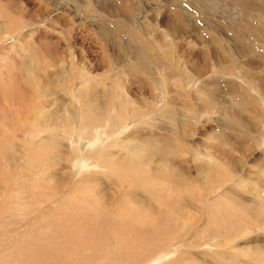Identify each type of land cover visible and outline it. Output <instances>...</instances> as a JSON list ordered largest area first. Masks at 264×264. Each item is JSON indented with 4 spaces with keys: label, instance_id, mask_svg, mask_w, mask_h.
<instances>
[{
    "label": "bare ground",
    "instance_id": "bare-ground-1",
    "mask_svg": "<svg viewBox=\"0 0 264 264\" xmlns=\"http://www.w3.org/2000/svg\"><path fill=\"white\" fill-rule=\"evenodd\" d=\"M231 1L240 8V11L249 12L248 17L254 18L256 14L264 18V0ZM125 4L124 0H117V3L110 0L106 8L107 13L110 16H121L122 13V17L112 22L113 25L109 24V21H112L109 18L100 19V25L96 26L99 27L100 37L103 40L107 36L109 39L110 37L121 39L124 43L121 50H125V54H128L127 52L136 54L137 60L140 55H153L152 50L148 48L149 39L142 36L137 28L130 27L128 16H123L129 8V5L127 8ZM6 5L9 3L4 4L5 7ZM180 6L185 12V18L178 14L179 19H177L170 11L165 10L160 19L154 17L150 22H144L149 32L153 34L154 31L159 34L157 39L161 45L168 40L165 38L164 31L173 36L177 32L182 33L185 28L195 31V25L190 23L193 20L192 12L189 8L185 9L181 4ZM0 9H3L2 5ZM66 9V6H56L53 11L62 12L56 18L51 19V22L62 23L64 28L61 32H65L69 38L72 37L75 25L73 23L74 26H72L63 16ZM73 18L69 21L73 22ZM158 22H161L165 30L159 31L156 27ZM248 22L246 25L250 30L254 29V26ZM4 26V24L0 26V34L6 30L12 32L18 23L16 19H13L6 27ZM197 27L199 28L198 23ZM31 32L23 31L20 35L21 42L10 43L6 47V50L13 51L19 56L22 62L16 83L10 85V79L3 76L0 81V264H147L157 258L166 246L175 243H180L182 246L178 255L171 260L168 258L156 264H218L214 257L217 259L219 257L223 261L234 258L236 255L233 252L226 251V246L230 241L228 244L225 243V249L219 246L221 233L224 232L221 229L233 228L236 222L232 220L238 212L247 214L253 212L254 219L260 224L264 223V200L260 205L256 203V206L248 199L249 197L241 194L239 189L244 192L242 189L247 186L246 182L240 179L233 185L239 188L238 190L225 187L226 189H223L216 202L205 205L208 192L211 193L215 187L212 186V182L216 180V185L221 186L229 179L226 167L230 162L227 163L226 160L220 158L225 148L217 147L209 142L206 154L212 160H208L207 163L209 164L207 165L208 173L205 178L209 181L204 183V186H202L203 183L198 182L202 179H196L190 174L187 149L181 145H175L176 149L170 141L172 130L167 134L165 132V136L157 135L146 140L147 137L144 136L146 130L136 127L137 133L129 136L130 139L126 135L114 136L106 146H101L99 142L92 140L77 141L80 151L75 154L70 149L71 143H69L72 135L71 127L75 123L78 124V137L84 129L92 132V114L95 113L96 118H93L95 122L98 119L102 120V107L107 103L104 102L107 99L106 90L103 89L98 97L104 99L100 100L101 104L98 103L97 109L93 112L92 82L82 90L85 92L89 90L90 95L84 92L81 95L71 88L68 94L70 102L67 100L65 103L60 100L61 103H56L58 108L53 113L55 119H52L53 117L43 110L44 108L36 105V101L38 97L46 95L53 89L55 80L56 86L63 87L68 80L72 83L74 75H58V78L49 81L46 78L48 75H45L47 65L44 60L38 58L35 60L34 57L29 56L27 43L32 36ZM38 36V41L41 42L44 39L43 34ZM44 36L47 37L45 34ZM200 38L202 41V37ZM234 39L237 38L234 37ZM211 42L212 40L208 39L204 46L208 48L206 50L203 48L201 52L198 51V54H193L192 49L184 50V56L188 58L187 56L190 55L194 61L197 60V56L198 59L200 57L205 59L209 51H212L213 56L221 55V50L214 48V44L209 46ZM2 49L0 54L3 53ZM57 49V42H53L52 53H56ZM45 50L50 52L47 48ZM167 57L165 61H170L171 57ZM261 58L264 66V55H259V59ZM2 67L8 71L5 64ZM165 79L166 77L162 81ZM2 80L7 82L3 84ZM254 83L261 92L264 88V76H259ZM78 97L82 104L76 100ZM125 97L114 96L115 102L112 104L116 113L113 116L106 115V117L110 116L111 121V127L107 130L108 134H111V131L123 121L124 117L135 114L133 107L122 105L129 103L128 97L126 100ZM232 97L234 101H239L241 106L247 108L253 106L254 101L243 91L238 90V94ZM123 99L124 103H122ZM81 114L87 115L88 124L78 123L77 117ZM43 122L47 123V127L51 126V131L56 127L61 136L49 133L42 137L30 138V136L24 139L20 135L22 131L27 134L34 133L37 126ZM89 123L90 126H85ZM184 128L181 125V129ZM225 129L234 134L233 140L223 136L229 144L233 147L236 144V148L248 151L249 144H246L243 134L236 136L234 133L236 128L234 129L233 125ZM125 146L129 147L128 150L119 152ZM85 155L93 157L97 165H93L91 169L85 167L81 160ZM76 156L78 160L75 159ZM99 166L104 168L99 169ZM203 233L205 237L206 234L209 235L208 242L213 247L208 252H202L200 246L194 242V239L197 240ZM262 244L252 247L257 252H264V244ZM236 250L239 251V249ZM240 260L243 264H250V259L241 258Z\"/></svg>",
    "mask_w": 264,
    "mask_h": 264
},
{
    "label": "rangeland",
    "instance_id": "rangeland-1",
    "mask_svg": "<svg viewBox=\"0 0 264 264\" xmlns=\"http://www.w3.org/2000/svg\"><path fill=\"white\" fill-rule=\"evenodd\" d=\"M113 1L117 3V0ZM230 1L124 0L126 7L128 8L129 5V8L126 13H123V16H128L130 27L137 28L142 36L149 39L148 48L154 53L149 56L140 55L137 60L136 54H131V52L125 54V50H121L122 45H124L121 39H113L112 37L109 39V36H107L103 40L99 35L100 30L96 26L100 25V19L105 18L106 20L109 18L112 20L109 21L111 25L112 22L122 17V13L121 16H110L107 13L106 8L110 0H0V5L3 7V9H0V26L4 24V27H6L13 19H16L18 23V26L14 30L12 29V32L6 30L0 34V50L3 48V53L0 54V81L3 77H8L10 85L16 83L18 72L20 73L19 69L22 68V62H20L19 56L13 51L6 50V47L10 43L21 42L20 35L23 31H32L31 39L29 38V43H27L29 56L34 57L33 59L35 60H44L47 65L45 75L48 76L46 78L49 81H53L58 78V75H74L72 83L68 80L65 82V86H56L55 80V86L49 93L54 92L51 94L47 93V97L45 94L38 97L36 105L42 107V109L44 108L43 110L47 111L53 117L52 119H55L53 113L58 108L56 103H61L60 100L62 102L65 101V103L67 100L70 102L68 94L71 88L75 92L81 93V95L84 93L90 95L88 93L89 90H86L87 92L82 90L88 86V83L92 82L93 112L97 109L98 103L101 104L104 99L103 97H98L102 94L103 89L106 90L107 99L104 102L107 103L106 105L103 104L104 106L102 107V120L98 119L95 122L93 120V118H96L95 113L92 112V132L84 129L80 137H78V124L75 123L72 125L73 128L71 127L72 135L69 143H71L70 149L75 154L80 151L77 141L87 142L92 140L99 142L101 146H106L111 137L114 136L126 135L130 139L129 136L136 135V127H142L146 130V133H144V136L147 137L146 140L157 135L165 136V132L167 134V132L172 130V138L169 137L170 141L173 142V146L181 145L184 149H187L190 174L196 179H202L201 181L198 180L199 184L203 183L202 186L209 181L205 178L208 173V160H212L206 154L209 142L217 147L222 146L225 148L220 154V158L226 160L227 163L230 162L228 167H226L229 179L222 183L221 186L216 185V180L213 179L214 181H211L212 186L215 187L211 193L207 191L209 195L205 205L216 202L225 187L238 190L239 188L233 187V185L240 179L246 182L247 189H242L244 192L239 189V192L245 197H249L248 199L253 204L256 205L258 203L260 205L264 200V92H262L264 88L260 92L254 81L259 76H264L263 59H259V55H264V18L262 19L256 14L254 15L255 20L248 17L250 15L249 12L240 11V8ZM6 3H9V5H6L7 7L4 6ZM168 4L169 6L167 7ZM180 4L185 9L189 8V11L192 12L193 20L190 23L192 22V25H195V31L185 28V31L182 30V33L177 32L175 36L164 31L166 33L165 38H168V40L161 45V42L157 39L159 34H156L157 32L154 33V31L153 34L149 32L144 22H150L154 17L160 19L165 10L170 11L177 19H179V16L185 18V12ZM55 5L67 7L63 16L72 26H76H74L73 34H71L72 37L67 38L65 32H61V29L64 28L62 23L51 22V19L56 18L62 12H54ZM163 7L165 8L163 9ZM71 17H74L73 22L69 21L72 19ZM247 22L252 24L255 30H250L249 26L246 25ZM80 27H82V32ZM156 27L159 31L165 30L161 22H158ZM42 34L45 40L43 39L39 42L38 35ZM216 35L219 36L217 37ZM199 36L202 37V41ZM234 37L237 39L235 40ZM208 39L214 42H211L209 46L214 44L213 47H217L218 51L221 50L224 55L219 54L220 57L213 56L212 51H209L205 59L201 57L198 59L197 56V60H194L196 64L190 55L187 56L190 58L187 60L188 58L184 56L185 52L183 51L192 49L193 54H198V51L201 52L203 48L205 50L208 48L204 47ZM53 42H57L58 49L56 53H52L51 50ZM45 48L50 52H47ZM209 50L211 49L209 48ZM167 56L171 57L170 61H165V58L168 59ZM136 61L139 63H135ZM17 62L19 63L17 64ZM4 64L7 66L8 71L2 67ZM165 77V81H162ZM6 82L4 81L3 84ZM238 90L243 91L252 98L254 103L251 108L241 106L237 100L234 101L235 99L232 95L238 94ZM114 96H126L125 100L128 97L129 103L122 104L124 103L123 99L121 104L133 107L135 114L124 117L123 121L111 131V134H108L107 130L111 127L109 117L116 113V109L112 104L115 102ZM184 96L186 97L184 98ZM76 100H78L79 104H82L79 97ZM106 115L110 116L106 117ZM86 116L83 114L79 115L77 117L78 123L88 124L89 121ZM181 125L186 129L182 130ZM232 125L234 129L236 128L235 130L233 129L236 136L240 135V133L244 135L246 144H249L248 151L236 148V144L233 147L223 137L227 136L230 140H233L234 134L225 129L227 126ZM85 126H90V123ZM50 129L51 126L47 127V123L43 122L37 126L34 133L27 134L22 131L20 135L24 139L30 136V138L42 137L49 133L61 136L56 127L53 129L54 131ZM128 148V146H125L119 152L127 151ZM75 159L78 160V156ZM75 159L74 163L76 162ZM81 160L84 162L85 167L90 169L93 165H97L93 157L85 155ZM99 167V169L104 168L103 166ZM259 173L262 174L260 175ZM238 206L243 208L241 205ZM254 216L253 212L248 214L238 212V215L235 216L237 220L235 218L232 220L236 222V225L233 228H225L226 231L221 229L224 232L221 233L219 246L225 249V243L228 244L230 241L229 248L226 246V251L233 252L236 256L228 260L229 262L227 260L223 261L219 257L218 259L214 257L216 263L243 264L240 260L242 258L245 260L250 259V264H259L260 261V264H264V252L258 251V253L252 247L264 244V223H258ZM239 221L241 222L239 223ZM238 228L240 229L238 230ZM229 233L232 234L230 235ZM208 236L206 234L205 237L203 233L197 240L194 239V242L200 246L202 252H208L213 248L208 242ZM246 239L250 241H246ZM181 248L180 243L169 244L157 258L147 264H156L157 262L168 260V258L171 260L178 255ZM236 249H239V251Z\"/></svg>",
    "mask_w": 264,
    "mask_h": 264
}]
</instances>
